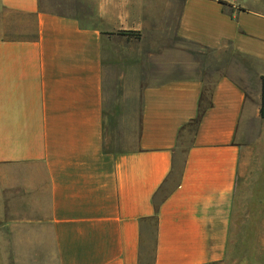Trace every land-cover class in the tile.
<instances>
[{
  "label": "crops",
  "instance_id": "obj_1",
  "mask_svg": "<svg viewBox=\"0 0 264 264\" xmlns=\"http://www.w3.org/2000/svg\"><path fill=\"white\" fill-rule=\"evenodd\" d=\"M247 2L0 0L1 251L140 264L156 217L154 264L226 260L243 149L264 144V10ZM172 26L195 55L145 37ZM212 53L226 71L208 88Z\"/></svg>",
  "mask_w": 264,
  "mask_h": 264
},
{
  "label": "rangeland",
  "instance_id": "obj_2",
  "mask_svg": "<svg viewBox=\"0 0 264 264\" xmlns=\"http://www.w3.org/2000/svg\"><path fill=\"white\" fill-rule=\"evenodd\" d=\"M244 2H247V0ZM248 5L257 10H264V0H248ZM74 5H70V8ZM158 10V8H156ZM164 13V7L160 12ZM161 18V23H163ZM162 31V32H160ZM146 39L155 40L156 38L168 43L171 52L175 51L184 54H196V47L186 41L177 38L176 27L166 29L148 28L145 33ZM148 43V42H147ZM230 48H227V52ZM225 53V54H226ZM224 53L210 54V60L206 66L205 78L208 82V88L220 76L225 74L226 67ZM185 147V146H184ZM186 147L176 157V174H180L183 162L185 161ZM175 174V175H176ZM175 180L169 182L164 188V195L174 186ZM16 201L10 200L8 212L10 219L15 217ZM8 221H5V224ZM10 230L4 226L1 220L0 205V249L2 234L10 239ZM3 237V238H4ZM230 253L226 260L220 264H256L260 260L264 242V144H257L243 149L242 161L240 165L239 181L237 188V201L234 209L232 229H231ZM144 246L149 248L142 256V261L152 264L154 256V241ZM17 253L15 251L0 250V264H17Z\"/></svg>",
  "mask_w": 264,
  "mask_h": 264
},
{
  "label": "trees",
  "instance_id": "obj_3",
  "mask_svg": "<svg viewBox=\"0 0 264 264\" xmlns=\"http://www.w3.org/2000/svg\"><path fill=\"white\" fill-rule=\"evenodd\" d=\"M221 3H223L224 5L227 6V3L224 1H221ZM122 34H126L130 37H135L136 39L141 38L140 32H123ZM261 116L264 118V78H263V87H262ZM162 194H163V189L155 197L156 206H159V204H161L163 199L166 197L167 192L164 195H162ZM236 201H237V190H236V195H235V200H234V209L236 207ZM233 214H234V210H233ZM232 220H233V215H232ZM156 226H157V219H156V217H154L153 219L149 220L148 224H146L145 226L142 227V234H143V237H142V256L144 255V252L146 253V251L149 249V248H147L148 246H144L145 243L147 245V243L149 244L151 241H154V255H155V241H156V229H157ZM230 238H231V235H230ZM230 246H231V241L229 243L227 256L230 253V249H231ZM140 264H147V263H144L142 261V258H141ZM152 264H154V256H153Z\"/></svg>",
  "mask_w": 264,
  "mask_h": 264
}]
</instances>
